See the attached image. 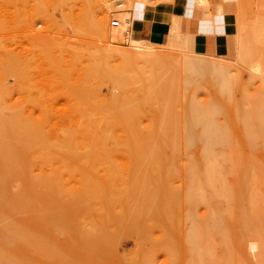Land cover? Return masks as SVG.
<instances>
[{
  "label": "rangeland",
  "instance_id": "rangeland-1",
  "mask_svg": "<svg viewBox=\"0 0 264 264\" xmlns=\"http://www.w3.org/2000/svg\"><path fill=\"white\" fill-rule=\"evenodd\" d=\"M225 1L0 0V264H264V4Z\"/></svg>",
  "mask_w": 264,
  "mask_h": 264
},
{
  "label": "crops",
  "instance_id": "crops-1",
  "mask_svg": "<svg viewBox=\"0 0 264 264\" xmlns=\"http://www.w3.org/2000/svg\"><path fill=\"white\" fill-rule=\"evenodd\" d=\"M181 2H191L193 0H179ZM214 1V0H212ZM223 2H226L223 0ZM215 3V2H214ZM262 3L264 4V0H262ZM207 4L209 6V0H207ZM220 9V8H219ZM221 10V9H220ZM190 19L195 21L197 30V36H223L226 32V25L227 20L225 18L215 16L213 17V21H211L209 24H207L206 27H203V18H202V12L200 10H197L195 7H193L190 11ZM222 12V11H221ZM223 13V12H222ZM195 29V28H194ZM202 29V30H199ZM132 30L134 33H136L137 37L140 39L147 40L150 36L151 29L149 28V25L142 21H135L132 25ZM195 31V30H194Z\"/></svg>",
  "mask_w": 264,
  "mask_h": 264
},
{
  "label": "bare ground",
  "instance_id": "bare-ground-1",
  "mask_svg": "<svg viewBox=\"0 0 264 264\" xmlns=\"http://www.w3.org/2000/svg\"><path fill=\"white\" fill-rule=\"evenodd\" d=\"M213 61H214V60H213ZM211 66H215V67H217L218 65L216 66V65H212V64H211ZM218 67L220 68V66H218ZM219 68H218V69H219ZM222 70H224V69H222ZM222 70H216V68H215L214 71H215V73H216L217 75H220V76H222V78H224V77H223V74H222ZM223 72H224V71H223ZM225 72H227V71H225ZM259 98H260V97H259ZM256 102H257V101H256ZM258 106H263V105H258ZM258 115H259V114H258ZM258 115H257V116H258ZM259 116H260V115H259ZM261 116H262V115H261ZM261 124H262V123H260V126H261V128H262L263 125H261ZM223 130H224V129H222L221 131H223ZM221 131H220V133H219L220 136H224V135H226V134L222 133ZM225 131H226V130H225ZM249 135H251V134L249 133ZM249 138H251V136H249ZM221 139H225V138H222V137H221ZM245 162H246V160H245ZM240 168H241V167H240ZM242 174H243V173H242ZM253 179H254V178H253ZM226 180H227V179H226ZM225 183H226V182H225ZM238 184H239V183H238ZM251 188H252V187H251ZM231 190H232V189H231ZM227 191H229V189H227ZM221 196H222V195H221ZM224 196H226V195H224ZM211 198H212V197H211ZM213 198H214V197H213ZM214 201H215V200H214ZM212 205H213V204H212ZM228 208H229V207H228ZM231 212H232V211H231ZM216 216H218V215H216ZM218 218H219V217H218ZM210 219H211V218H210ZM223 221H224V220H223Z\"/></svg>",
  "mask_w": 264,
  "mask_h": 264
},
{
  "label": "built area",
  "instance_id": "built-area-1",
  "mask_svg": "<svg viewBox=\"0 0 264 264\" xmlns=\"http://www.w3.org/2000/svg\"><path fill=\"white\" fill-rule=\"evenodd\" d=\"M111 26L117 28L119 26V21H112Z\"/></svg>",
  "mask_w": 264,
  "mask_h": 264
}]
</instances>
